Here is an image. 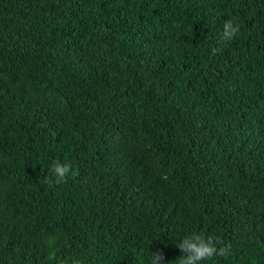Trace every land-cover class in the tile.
Returning a JSON list of instances; mask_svg holds the SVG:
<instances>
[{"label": "trees", "instance_id": "16d2710c", "mask_svg": "<svg viewBox=\"0 0 264 264\" xmlns=\"http://www.w3.org/2000/svg\"><path fill=\"white\" fill-rule=\"evenodd\" d=\"M195 234L264 264V0H0V264H179Z\"/></svg>", "mask_w": 264, "mask_h": 264}, {"label": "clouds", "instance_id": "9594fccd", "mask_svg": "<svg viewBox=\"0 0 264 264\" xmlns=\"http://www.w3.org/2000/svg\"><path fill=\"white\" fill-rule=\"evenodd\" d=\"M237 32H239V25L237 24L234 26L231 20L226 21L223 26L222 41L226 42L233 39ZM213 52H215V49H213ZM53 171L56 177L55 183L60 184L66 181V178L72 170L69 164L55 163L53 165ZM49 183H51V180H49ZM193 239L195 242L190 243L189 241ZM218 243H220L218 238L214 239L212 237H208L207 242H205L202 239V236L198 234L185 238L183 242L180 243L179 248L184 251H191L193 255L187 259L181 257L179 259V264H197V262L212 258L215 255H227L230 246L217 248ZM153 254L152 264H159V262L164 258V254L162 252H153ZM74 264H79V261H75Z\"/></svg>", "mask_w": 264, "mask_h": 264}]
</instances>
